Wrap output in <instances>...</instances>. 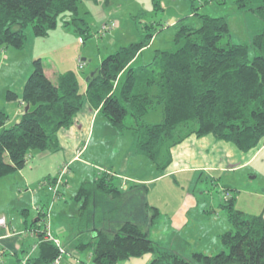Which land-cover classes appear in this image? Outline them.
<instances>
[{
  "label": "trees",
  "instance_id": "1",
  "mask_svg": "<svg viewBox=\"0 0 264 264\" xmlns=\"http://www.w3.org/2000/svg\"><path fill=\"white\" fill-rule=\"evenodd\" d=\"M79 1L0 0V57L8 46L25 45L28 28L34 36L46 37L63 13L70 14L66 22L78 34L87 35L86 22L76 16ZM190 1L201 25L178 23L171 48L157 50L147 64L138 61L152 34L120 47L86 77L84 89L74 72L61 73L53 82L41 58L32 59L21 96L11 90L5 95L9 102L28 105V110L17 123L6 126L8 116L0 109V178L22 169L31 150H56L57 134L73 125L85 102L117 130L129 131L134 152L161 170L170 161V148L191 134L211 133L242 150L264 140V0L255 8H249L246 0H235L236 7L255 13L263 24L249 44L231 43L224 17L195 11L194 2L201 7L210 0ZM154 106L161 107L163 119L143 124V115ZM112 178L108 172L95 174L92 181L81 183L75 195L81 204L70 226L77 233V247L91 249L92 264H116L145 254L153 255L149 264H264V218L234 208L232 198L221 203L231 225L219 236L223 248L186 258L159 248L150 238L147 227L156 223L159 211L144 199L146 186L122 189ZM129 197L139 199L144 222L120 216L121 204ZM100 199L104 206L98 205ZM44 216L36 218L42 228ZM87 232L93 236L84 243L82 235ZM38 233V254L26 264H51L60 250L43 239L45 229Z\"/></svg>",
  "mask_w": 264,
  "mask_h": 264
},
{
  "label": "rangeland",
  "instance_id": "2",
  "mask_svg": "<svg viewBox=\"0 0 264 264\" xmlns=\"http://www.w3.org/2000/svg\"><path fill=\"white\" fill-rule=\"evenodd\" d=\"M246 1L249 8H255L262 2ZM194 6L198 14L224 17L229 24L232 44H249L263 28L262 21L255 13L236 7L235 0H210L201 7L194 2ZM76 13L77 17L86 22L87 35L78 34L66 22L70 20V14L63 13L57 17L54 28L48 31L46 37H36L33 34L31 37L28 34L31 29L28 28L27 41L21 49L13 46L4 49L0 57V109H5L7 90H12L15 86L12 84L13 77L26 71L24 69L31 66L32 59L40 57L42 63L56 74L74 72L83 89L86 87V77L99 67L101 60L120 47L138 42L146 34H152L138 61L147 64L153 61L157 50L171 48L178 23L185 22L192 27L201 25L194 15L190 0H80ZM252 56L253 53L250 52V57ZM80 64L82 68L79 67ZM82 109L76 119L85 122L87 119L82 118L85 109ZM97 114L91 125L88 118L85 124L89 129L84 133L72 134L71 128L60 130L56 150H31L22 169L0 178V215L16 217L14 225L23 220L28 223L27 227L22 225L16 230L18 233L22 230L18 235L23 248L18 253L20 263L15 257H9L6 264H10V260L13 264H21L29 257L37 256L38 248L34 247L37 238L29 236L31 231L28 229L29 223L39 216L36 206L44 209V222L48 221L52 235L65 250L61 254V262H66L69 257L67 249L73 248L85 264H90L89 247H74V234L65 223V218L78 213L81 203L75 199V195L81 183L92 181L95 174L103 172L110 173L116 184L121 181L122 185L131 186L133 183L128 178L131 175L148 180L143 184L147 188L142 193L143 197H146L148 205L156 207L162 214L177 209L186 194L198 201L199 206L190 212L189 225L182 232L172 234L175 239L166 233V229L154 230L150 236L152 240H158L162 244L171 240L166 243L168 246L172 245L173 250L181 239L186 240V258L191 256L193 248L197 250L198 246L203 245L194 239L204 232L201 230L213 228L215 231L225 232L220 229L219 219L224 218V215L226 217V212L219 207V200L222 202L225 198H232L234 208L248 215L262 216L264 140H259L253 148L242 150L211 133L200 137L191 134L170 148V161L161 170L149 159L134 152L133 138L129 131L117 130L106 117L98 112ZM162 119L161 107L154 106L143 115L141 122L145 125L156 124ZM68 141L80 142L72 146ZM81 141L88 142L83 143L85 148L76 161H71L70 157L82 148ZM20 177L24 179L23 182ZM48 178L51 182H48ZM26 184L29 185L28 189ZM135 199L136 197H129L124 205L121 204L120 216H132L130 218L134 221L144 222L146 217L143 208L139 199L138 202ZM214 201L216 206H213L212 211L209 207L204 214L205 207ZM104 203V199H100L98 205L104 206ZM24 206L27 209H23ZM169 206L171 210L167 209ZM164 219H167V215L163 219L159 217L157 224L162 227ZM44 229L43 227L40 231ZM91 237V233L87 232L82 241L87 243ZM38 238L40 239L39 236ZM72 261L73 264L76 262L74 258Z\"/></svg>",
  "mask_w": 264,
  "mask_h": 264
},
{
  "label": "crops",
  "instance_id": "3",
  "mask_svg": "<svg viewBox=\"0 0 264 264\" xmlns=\"http://www.w3.org/2000/svg\"><path fill=\"white\" fill-rule=\"evenodd\" d=\"M31 37L32 36V33L31 31L28 33ZM82 61L84 62L85 59H82ZM43 67H44V72L46 74V76L53 82H55L57 76L59 74H56L55 72H53L49 66H45L43 64ZM23 73H21L20 75H15L13 78V82L12 84L15 85L13 87V89L11 90L12 92L16 93L18 96H21V93H22V89H23V86H24V83H25V80L27 78V75L30 73L31 71V66H28V68H25ZM85 88V86H84ZM83 88V89H84ZM5 102L6 103V106H5V109L3 108V110L6 112L7 116H8V120H7V123H6V126H10V125H13L15 123H17L22 115H23V112L25 111L24 110V104L19 101V100H16V101H7L5 99ZM87 105H84L83 109H85V113L83 114V119H87L88 121V118H89V125H91V123L93 122V120H95L97 118V112L98 110L97 109H94L90 106V104L87 102L86 103ZM78 118V117H76ZM74 120V123L73 125L70 127L71 129V132L72 134H77V132H81L84 133L85 131H87L89 128H86V122L87 121H83L82 119L79 120V119H76ZM81 121V123H80ZM76 124V125H74ZM89 127V126H88ZM69 143L68 144H71L72 146H76V142H80V141H68ZM88 141H81L80 145L82 146V148H80V150H77L76 154L72 155L70 157L71 161H76V159L79 157L78 155L80 153H82L83 149L85 148V144L83 143H87ZM134 141H132V145H133ZM138 156L140 157H144V156H141L138 154ZM30 166V165H28ZM24 170V169H23ZM22 170V171H23ZM131 179V186L132 185H143L145 184L148 180H146L145 178H141V177H135L133 175H131L130 177H128ZM21 182L24 181V179L22 177L19 178ZM55 179V178H53ZM48 182H51L50 179L48 178L47 179ZM119 187H121L122 189H128L129 187L131 186H128V185H122V182L119 181L118 184H117ZM29 188V185L26 184V189ZM146 200V197L144 198ZM227 198H225L226 200ZM223 200V201H225ZM215 201H218V200H215ZM213 202L211 205H207L205 207V210H204V214L206 213V211H208V208L211 207V211L213 209V206H216V202ZM223 201L221 202L220 200L218 201V205L219 207H221V203H223ZM215 204V205H213ZM199 206V203L198 201L193 197L191 196L190 194H186V196L184 197V201L181 203V205L175 209L174 211H170L168 212L167 214H162V213H159V216L158 218L160 217V219H163L165 217V215H167V219H164V222H163V226H159L157 224V221H158V218H157V221L156 223H154L153 225H150L147 227V231H148V234L149 236H151V233L152 231L154 230H165L166 229V233L168 235H170V237H173V235L177 234V233H180L182 232L188 225H189V215H190V212L194 209H196L197 207ZM141 208L142 205H141ZM23 209H27V207L24 206ZM36 209L38 211L39 209V215L41 216V214H44V209L41 208V207H38L36 206ZM144 209V208H143ZM142 209V210H143ZM167 209H170V206L167 208ZM209 209V210H210ZM162 214V216H161ZM262 216L264 217V212L262 213ZM4 218L5 220V223L4 225H0V264H6L5 262L8 261L7 258H11V257H15L17 262H19V255L18 253L22 251V245H21V242H20V239L18 237L19 233L22 231L21 229L19 230V233L16 232L17 229H19L20 226L22 225H25V227H27V221L26 220H23V221H18L15 225H14V222H16V217L14 216H10V217H6L5 215H0V218ZM73 217V216H70V217H67L65 218V223L69 226H70V218ZM132 217V216H130ZM227 220V217H225L224 215V218L220 217L219 219V222H220V229L222 228L221 231H229V227L231 226L230 223ZM227 222H228V225H227ZM42 224L41 221L35 219L34 221H32L31 223H29V230L31 231L30 232V235L29 236H32V237H36L37 238V242L36 244L34 245V247L37 248L38 246V242H39V238L37 236V231H39L38 229H41L42 227L40 226ZM89 226V224H88ZM158 227V228H157ZM72 229V228H71ZM201 231H204L203 233H200L199 238L198 236L196 238H194L195 240H198L199 243L203 244L202 246H198V248L201 247V249H198L195 250V248H193V250L190 252V255L191 253H194V252H202V253H205V254H214L216 252H218L219 250H221L223 247L222 245L220 244V241H219V236L221 234H223L224 232H219V230L215 231L213 230V228H211L210 230H201ZM73 234L74 236H72V241L73 243L76 242V244H74L76 248L77 247V242H78V236H77V233H75V231H73ZM50 233H51V230H50ZM91 233V236H93V233ZM52 234V233H51ZM164 234V232L162 233ZM173 234V235H172ZM53 236V235H52ZM85 236H87V233L83 234L82 235V238H85ZM54 237V236H53ZM92 238V237H91ZM90 238V239H91ZM174 239L176 237H173ZM202 240V241H201ZM153 241L155 242V244L161 248V249H164V250H170V251H173L183 257H186L185 256V253H184V246L187 245V241L184 240V239H181L180 242L178 244H176L177 248H175V250L172 249V245L168 246V244L166 242H170L171 240L169 241H164V243H159L158 240H154ZM86 243V242H84ZM190 245V244H189ZM182 246L180 249L178 247ZM80 249V248H79ZM68 251V254H69V257L68 259H66V262H61L62 264H73V261H72V258H74L76 260V262L74 261V264H85L83 262V260L81 259L79 253L76 252L75 249H67ZM30 258V257H29ZM88 258H89V261H90V264H92V259H91V249L89 248V254H88ZM153 258V255L152 254H145L141 257H136V258H129V259H126V260H122V261H119L117 262L116 264H149V262L152 260ZM11 261V260H10ZM10 264H13L12 262H10ZM22 262V261H21ZM20 263V262H19ZM89 264V263H88Z\"/></svg>",
  "mask_w": 264,
  "mask_h": 264
},
{
  "label": "built area",
  "instance_id": "4",
  "mask_svg": "<svg viewBox=\"0 0 264 264\" xmlns=\"http://www.w3.org/2000/svg\"><path fill=\"white\" fill-rule=\"evenodd\" d=\"M79 67H81V64L79 65ZM47 217L49 218V214H48V212H47ZM4 223H5L4 218H3V217L0 218V225H4ZM44 239H45V240H48V241H52V242H53V243L59 248V250H60L58 257H56V258L52 261L51 264H62V263H61V254H62L65 250H63V248H61V246H60V244H59V241L56 240V239L52 236V234L50 233V229H49V227H48V221H47L46 224H45V236H44ZM21 264H26V260H24Z\"/></svg>",
  "mask_w": 264,
  "mask_h": 264
},
{
  "label": "water",
  "instance_id": "5",
  "mask_svg": "<svg viewBox=\"0 0 264 264\" xmlns=\"http://www.w3.org/2000/svg\"><path fill=\"white\" fill-rule=\"evenodd\" d=\"M28 108H29V106H28V105H26V107H25V109H24V110H25V111H27V110H28Z\"/></svg>",
  "mask_w": 264,
  "mask_h": 264
}]
</instances>
